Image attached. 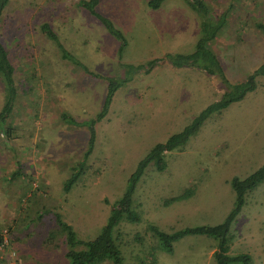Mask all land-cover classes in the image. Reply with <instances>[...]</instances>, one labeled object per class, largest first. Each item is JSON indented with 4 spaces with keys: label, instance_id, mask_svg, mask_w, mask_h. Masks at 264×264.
Returning <instances> with one entry per match:
<instances>
[{
    "label": "rangeland",
    "instance_id": "rangeland-1",
    "mask_svg": "<svg viewBox=\"0 0 264 264\" xmlns=\"http://www.w3.org/2000/svg\"><path fill=\"white\" fill-rule=\"evenodd\" d=\"M147 1L94 4L124 39L118 53V40L77 0H8L0 43L13 66L15 97L0 121V236L6 237L0 264H66L61 235L50 234L53 212L78 238L95 236L148 148L180 131L224 90L218 74L173 67L164 58L193 49L198 14L184 0H162L156 7ZM204 1L216 15L227 12L207 46L226 79L236 83L264 57V37L253 25L264 24V0ZM41 22L85 70L59 56V47L39 29ZM137 64L139 69L128 66ZM123 77L106 114L94 123L82 172L63 190V180L82 158L86 122L100 109L108 79ZM2 100L0 78V107ZM164 159L162 171L149 163L135 183L132 208L138 219L116 226L123 261L215 264L216 238L188 234L167 252L149 226L170 233L223 220L234 200L231 177H244L264 160V75H256L253 88L211 113ZM226 236L228 253L245 252L248 264H264V179L245 194Z\"/></svg>",
    "mask_w": 264,
    "mask_h": 264
},
{
    "label": "trees",
    "instance_id": "trees-1",
    "mask_svg": "<svg viewBox=\"0 0 264 264\" xmlns=\"http://www.w3.org/2000/svg\"><path fill=\"white\" fill-rule=\"evenodd\" d=\"M184 1L199 16L198 33L193 42V49L190 52L184 54L168 53L164 55V58L173 67H183L185 65L196 66L208 74H218L223 83L224 90L221 92L217 100L209 102L203 108H201L198 113L192 117V120L180 131L169 135L164 142H155L148 148L146 153L137 161L133 171L129 174L128 185L126 186L125 190L118 198L109 204V210L106 219L95 236L89 239L78 238L72 226L63 220L58 212H53L55 229H52L50 234H54L55 232L56 234L61 235L62 241L65 245L63 256L66 259V264H98L103 260H108L110 264H125L121 254L122 250L120 246V236L116 226L121 220L138 219V213L132 208V193L135 183L142 174L144 167L150 163L149 166H152L154 169H156V171H162L166 165L164 159L166 152L179 150L189 139V137L194 135L206 117H208L211 113L225 107L231 101L240 99L246 91L254 87L255 76L258 74L264 75L263 57L262 61L254 69L248 72L242 80L236 83L228 81L223 73V67L221 66L216 55L207 46L208 42H210L216 32L220 30L225 24V20L227 19L226 10L216 15L211 11L209 5L204 0ZM7 2L8 0H0V17L2 11L6 7ZM96 2L97 0H77V4L83 8H86L91 15H93L103 24L109 34L118 40L117 51L120 53L124 46V39L116 29L112 28L109 20L100 15V13L94 9V4ZM161 2L162 0L147 1V3L152 7L159 6ZM231 6L232 2L230 3L229 1L227 3V7L230 8ZM253 25L259 30L260 35L264 37V24L256 21L253 23ZM38 27L42 33L53 40L55 45L59 47L58 51L60 57L70 58L74 63L81 65L85 70L84 65L80 64L77 59L67 54L65 50L60 47L54 32L45 22H41ZM128 66L129 68L133 69H139L141 67L140 64ZM12 72L13 66L8 59L7 51L0 43V78L3 83V100L0 107L1 122H4L9 116L12 100L15 97ZM125 81V77L118 80L108 79L100 109L95 113L94 117L90 118L88 122H86L88 138L87 145L82 153V158L80 161L75 163L70 175L63 180V190H68L70 185L76 180L78 174L82 172L84 167L83 158L86 157L90 152L94 140V123L106 114L112 99L113 92ZM263 179L264 160L257 168L244 177H231L229 183L234 193L233 205L228 210L221 222L206 226L186 227L180 230L172 231L170 233L161 232L157 230L154 225H150L149 228L152 230L157 242L159 243L158 245L167 252L172 251L173 242L185 235H208L217 239L216 248L212 251V258L215 264H227L229 262L248 264L250 257L248 253H228L226 234L230 222L232 221L235 214L239 211L244 201L245 194ZM181 198L182 196L174 197L169 201H177ZM38 216H41V214H38Z\"/></svg>",
    "mask_w": 264,
    "mask_h": 264
},
{
    "label": "built area",
    "instance_id": "built-area-1",
    "mask_svg": "<svg viewBox=\"0 0 264 264\" xmlns=\"http://www.w3.org/2000/svg\"><path fill=\"white\" fill-rule=\"evenodd\" d=\"M1 238L2 239L0 240V245H2L6 241V237L4 235H2Z\"/></svg>",
    "mask_w": 264,
    "mask_h": 264
}]
</instances>
